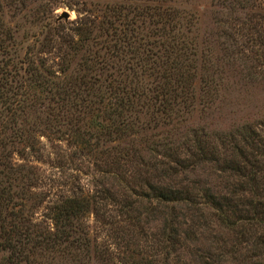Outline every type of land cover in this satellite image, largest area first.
Segmentation results:
<instances>
[{
	"label": "trees",
	"instance_id": "16d2710c",
	"mask_svg": "<svg viewBox=\"0 0 264 264\" xmlns=\"http://www.w3.org/2000/svg\"><path fill=\"white\" fill-rule=\"evenodd\" d=\"M5 1L0 0V264H107L110 245L90 236L89 215L112 240L119 226L141 229L142 211L152 202L168 240L195 239L192 228L211 223L236 230V246L256 237L253 247L263 249L264 137L250 125L226 133L178 131L180 115L212 103L220 88L214 79L218 67L183 32L177 10L157 0L125 6V0H111L99 15L80 19L72 28L77 38L62 36L52 70L45 67L47 59L29 51L22 58L9 55ZM255 34L249 47L261 46L251 52L264 59V38ZM51 42L39 52L50 53ZM237 42L232 32L225 34L223 49L232 61L240 58ZM260 65L264 61L255 67ZM243 67L249 75L263 70L245 62ZM40 133L64 140L73 157L94 160L98 174L91 193L66 180L67 193L46 204L42 216L36 209L46 194L35 166L12 159L15 149L36 152ZM215 139L228 149L220 151ZM204 163L221 188H195L184 179Z\"/></svg>",
	"mask_w": 264,
	"mask_h": 264
},
{
	"label": "rangeland",
	"instance_id": "374dc122",
	"mask_svg": "<svg viewBox=\"0 0 264 264\" xmlns=\"http://www.w3.org/2000/svg\"><path fill=\"white\" fill-rule=\"evenodd\" d=\"M21 1H24L25 6ZM130 1L132 4L144 3L143 0H125L121 3L125 6ZM5 3L8 5H4L3 20L12 36L7 41L9 52L12 53L9 55L22 58L29 51L32 55L47 59L45 67H51L52 70L57 69L55 47L62 44V36L69 33L75 34L74 38H77L72 28L79 24L81 18L99 15L113 4L111 0H6ZM155 3L175 9L184 17L181 24L188 27L190 32L185 28L183 32L195 37L198 51L202 50L211 65L219 70V75L214 77L220 88L217 97L210 104L196 105L191 112L181 114L180 118H184V121L177 125L179 133L191 129L226 133L242 125H250L263 138L264 65L255 66L264 59L251 52L252 48L261 50V46L249 45L251 39H256L255 31H260L264 38V0H157ZM59 16L62 18L58 19ZM257 19L263 23L253 27ZM227 32H232L237 38L241 49L238 55L240 60L232 61L225 56L226 50L223 48ZM50 40L51 52L46 55L39 52L47 48L45 44ZM249 56L256 60H251ZM244 62L248 67L251 66L250 69L262 67L263 70L249 75L243 67ZM168 128L171 126L164 129ZM40 134L37 135L36 152L21 153L15 149L12 153L16 163L35 166L41 178L46 197L39 209H36L38 216L47 213L46 204L67 193V187L63 185L66 180L75 179L84 191L91 193L95 189L93 180L98 177L94 160L83 155L73 157V149L64 140H52ZM219 140L215 139L213 143L219 146L220 151L222 148L228 149ZM213 172L212 166L204 163L194 171L186 172L184 179L196 184L195 188L203 185L213 189L215 186L221 188L220 180ZM155 205L153 202L151 206L146 204V209L142 211L144 222H141V229L127 227L125 229L128 230H125L119 226V237L112 240L107 239L106 232L99 227L95 217L89 215L85 222L90 236H95L98 243L110 245L111 261L107 264H264V247H253L256 237L236 246L240 241L236 230L219 229L211 223L209 227L192 228L195 239L180 237L176 242L168 240L163 235L162 216L158 214V206ZM206 217L209 218L208 214ZM231 248H235V251ZM3 255L0 249V261Z\"/></svg>",
	"mask_w": 264,
	"mask_h": 264
},
{
	"label": "water",
	"instance_id": "95a60500",
	"mask_svg": "<svg viewBox=\"0 0 264 264\" xmlns=\"http://www.w3.org/2000/svg\"><path fill=\"white\" fill-rule=\"evenodd\" d=\"M64 16L66 17V14H64ZM62 18V16H59L58 19Z\"/></svg>",
	"mask_w": 264,
	"mask_h": 264
}]
</instances>
